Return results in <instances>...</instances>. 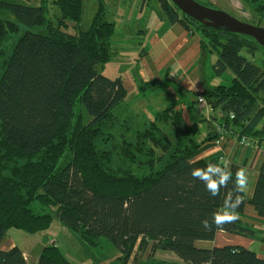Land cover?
Instances as JSON below:
<instances>
[{"label": "trees", "instance_id": "obj_1", "mask_svg": "<svg viewBox=\"0 0 264 264\" xmlns=\"http://www.w3.org/2000/svg\"><path fill=\"white\" fill-rule=\"evenodd\" d=\"M49 1L58 8L54 20L46 15ZM246 1L264 17V0ZM38 2L0 0V10L16 19L0 18V242L11 228L28 234L45 231L54 215L89 245L100 236L110 239L123 264L134 250L146 249L143 264H167L153 257L157 250L173 252L181 260L173 264H264L241 245L195 244L213 240L217 231L253 234L239 218L217 226L213 214L239 197L237 214L249 203L264 217L263 168L247 200L235 186L238 167L190 158L221 134L248 138L257 148L264 145V60H253L264 48L249 36L196 21L170 0H160L168 22L197 33L201 49L216 54L214 74L228 70L233 77L229 85L201 92L222 120L210 116L185 124L174 105L148 118L126 104L120 77L96 70L115 53V25L106 19L103 0H98L88 29L76 33L67 29L78 27L82 0ZM21 26L25 29L19 33ZM33 27L45 32L31 31ZM207 119L215 126L207 125L210 131L201 136ZM209 164L233 174L217 196L191 175ZM35 203L38 211L31 207ZM0 264L27 261L13 246L0 249ZM36 264L75 263L57 245L46 244Z\"/></svg>", "mask_w": 264, "mask_h": 264}, {"label": "crops", "instance_id": "obj_2", "mask_svg": "<svg viewBox=\"0 0 264 264\" xmlns=\"http://www.w3.org/2000/svg\"><path fill=\"white\" fill-rule=\"evenodd\" d=\"M225 3L226 7L233 10L237 6L238 8H244L250 4L246 0H227ZM232 3L236 4V7L233 8ZM157 6V16H155L156 14L152 15L151 20L147 23H138V30L131 33V39L139 38L137 43L142 46L137 57L134 56V50L131 49V56L133 57H131V65H128V68H131V79L133 80L131 90L134 91L137 88L141 95L147 94V90L161 91L166 98L163 96L157 100L150 112L155 115V111H159L157 109L160 108L161 110L167 105H174L181 109L183 122L190 124L204 118L202 112L200 113L195 107L196 98L201 96L204 89L214 87L218 83L213 77H208L207 54L210 52L201 49L200 36L197 33L189 34L180 23L168 22L159 7V3ZM254 25L259 26V24ZM121 29L126 31V28ZM114 55L117 56V52ZM128 68L126 67V70ZM226 73L229 77H233V74L228 70L222 76ZM122 80L124 83V79ZM143 84L144 87L140 89ZM190 104L191 108H189ZM185 106L187 107L184 108ZM140 112L146 114L144 111ZM193 112L196 114L194 115ZM216 119L213 121H216ZM214 126L212 124L211 128ZM202 128H205L206 132L201 131V136L210 131V128L207 129L206 122L201 123ZM190 158L217 160L227 169L231 166L238 167V170L241 168L246 169L247 187L243 192L247 200L253 194L261 168L264 171V145L257 148L253 144H242L232 133L221 134L218 138L206 141ZM237 217L252 229L253 234L251 236L217 231L213 240L196 241L195 244L198 247L241 245L252 249L264 260V217H261L253 205L249 203H246L243 211L238 213ZM9 230L6 231L0 242V249L8 250L13 246L19 247L27 264H36L42 247L50 244L52 240L60 248L54 237L45 238V235L30 248L27 246L28 242H19L16 234H10ZM20 237H22L21 234L18 238ZM147 253H149V250ZM153 257L167 264L181 262L170 251L157 250L153 253ZM67 258L70 260L69 257ZM144 259L146 260V258ZM144 259L142 264L145 262ZM133 262L132 255L126 264H135Z\"/></svg>", "mask_w": 264, "mask_h": 264}, {"label": "rangeland", "instance_id": "obj_3", "mask_svg": "<svg viewBox=\"0 0 264 264\" xmlns=\"http://www.w3.org/2000/svg\"><path fill=\"white\" fill-rule=\"evenodd\" d=\"M196 1L211 5L213 8L222 10L227 14L242 21L253 24H259L260 27L264 28V17H260V15H258L256 12H253V4H249L247 7L245 6L244 8H238L237 6V8L233 10L231 8L226 7L225 2L227 0ZM18 2H22L27 5H37L39 3L38 0H18ZM158 3H160V0H103V5L106 12V19L113 22L115 25V34L111 39V47L112 50L117 52L118 55H113V57L108 62L104 64H98L96 66V70L108 78L113 79L116 77H120L124 79V86L127 90V95L125 98L126 104L135 113H140V111H144V113L147 114L146 117L148 118L154 115L152 114V112H150V110L152 111V108L155 106L156 101L162 98L164 96V93H161V91L153 92L147 90V94L141 95L137 88L132 91L131 85H133V80L131 79V68L129 69L128 65H131V57H133L131 56V49L134 50V56L137 57L138 54H140V49L142 47L139 46V43H137V40L139 41V38L135 37L131 39V33H135L138 30V23H147V21L149 22L151 20L152 15L156 14L155 16H157L156 11L158 8ZM97 7L98 0H82L81 18L78 27H69L67 29L68 32L76 33L78 29L87 30L90 26L92 16L96 12ZM232 7H236V4L232 3ZM46 15L49 19L52 20L55 19L56 15H58V8L52 3H50V1L48 3ZM0 18L9 19L12 21L16 20L12 14L4 10H0ZM121 28H126V31ZM24 29L25 28L21 26L19 33H21ZM30 30L39 33L45 32L44 27H33L30 28ZM19 33L11 36L10 41H8V46L13 44V42L18 37ZM242 52L245 53V49H243ZM216 58L217 56L214 52L207 54L209 72L208 77H213L214 79H216L218 81V85H229L232 79L231 76L229 77L227 73L223 76H219L214 74L212 70V65ZM253 60L257 64L264 60V51L262 49H259V51L255 53ZM126 67L128 68V70H126ZM164 97L166 98V96ZM186 107L187 106H185L184 108ZM157 110H160V108ZM201 112L204 118H209L210 116H212L215 118L219 117V120H222V115L220 114V111L213 110L212 108H210V106L207 105V102L206 109ZM193 114L195 115L196 113L193 112ZM123 119L124 118L122 116L120 121H122ZM206 123L209 127H212V124H214L213 122L211 123V120L208 121V119L206 120ZM260 126L261 125L259 124L257 128L260 129ZM201 131L203 133L206 132L205 128H202ZM31 207L34 211H38L39 206L36 203L32 204ZM44 211L53 215V212L49 209ZM9 231L10 234H16V237L19 242H28L27 246L30 248H32L33 244L40 240L42 236L45 235V238H49L52 236L59 243L60 249L63 251V253L67 257H69L70 260L75 264H123V261L120 257L121 253L119 249L114 245V243L110 239L104 236H100L96 239V243L94 245H89L86 242L80 240L76 233L65 227L54 215L50 227L45 231L37 232L32 235L16 228H11ZM20 234L22 235V237L18 238ZM50 244H56V242L52 240ZM147 252L148 249L144 251L134 250V252H132L134 261L133 263L142 264V260L144 258L147 259L148 257ZM131 256L129 257L130 259ZM163 258L165 257L163 256Z\"/></svg>", "mask_w": 264, "mask_h": 264}, {"label": "water", "instance_id": "obj_4", "mask_svg": "<svg viewBox=\"0 0 264 264\" xmlns=\"http://www.w3.org/2000/svg\"><path fill=\"white\" fill-rule=\"evenodd\" d=\"M186 16L201 23L223 27L232 32L253 38L264 48V28L239 20L226 12L206 6L196 0H170ZM212 117V120H215Z\"/></svg>", "mask_w": 264, "mask_h": 264}, {"label": "clouds", "instance_id": "obj_5", "mask_svg": "<svg viewBox=\"0 0 264 264\" xmlns=\"http://www.w3.org/2000/svg\"><path fill=\"white\" fill-rule=\"evenodd\" d=\"M216 174V175H213ZM191 175L194 178H199L204 181L205 188L212 196H217L220 189L233 178V174L230 170H221L218 167L208 165L207 168H196L193 169ZM247 175L246 169H239L235 174V186L238 191H244L247 187ZM240 203L239 197L228 205V207H221L219 211L213 214V223L217 226L222 225L226 222L235 221L237 217L236 209ZM205 227H208V221L202 222Z\"/></svg>", "mask_w": 264, "mask_h": 264}, {"label": "built area", "instance_id": "obj_6", "mask_svg": "<svg viewBox=\"0 0 264 264\" xmlns=\"http://www.w3.org/2000/svg\"><path fill=\"white\" fill-rule=\"evenodd\" d=\"M195 107L199 111H204V109H206V100L202 96L197 97L195 100ZM239 141L242 144H251L249 139L245 137H242Z\"/></svg>", "mask_w": 264, "mask_h": 264}]
</instances>
